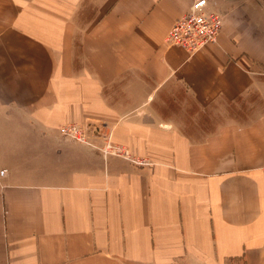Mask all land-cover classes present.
<instances>
[{
  "label": "crops",
  "instance_id": "crops-1",
  "mask_svg": "<svg viewBox=\"0 0 264 264\" xmlns=\"http://www.w3.org/2000/svg\"><path fill=\"white\" fill-rule=\"evenodd\" d=\"M190 2L0 0V264H264V0H210L194 53L164 41Z\"/></svg>",
  "mask_w": 264,
  "mask_h": 264
},
{
  "label": "built area",
  "instance_id": "built-area-1",
  "mask_svg": "<svg viewBox=\"0 0 264 264\" xmlns=\"http://www.w3.org/2000/svg\"><path fill=\"white\" fill-rule=\"evenodd\" d=\"M210 0H191L186 12L179 16L169 27L164 36L166 44L178 45L189 53L201 50L208 44L214 43L222 26L223 14L221 11L209 8ZM90 125V126H89ZM80 126L76 122H67L58 128V133L88 144L100 151L103 158L119 156L136 165H145L144 158L132 155L128 148L111 142V131L95 124ZM101 140L97 144L94 139ZM5 169L0 170L4 175Z\"/></svg>",
  "mask_w": 264,
  "mask_h": 264
},
{
  "label": "rangeland",
  "instance_id": "rangeland-1",
  "mask_svg": "<svg viewBox=\"0 0 264 264\" xmlns=\"http://www.w3.org/2000/svg\"><path fill=\"white\" fill-rule=\"evenodd\" d=\"M222 27V26H221ZM220 30H221V28H220ZM220 30H219V32H218V34H217V38H216V41L214 42V43H216L217 42V39H218V36H219V33H220ZM211 44H213V43H211ZM258 65V67L260 66L261 68L263 67L264 68V65L263 64H261L260 62L257 64ZM262 68V69H263ZM258 99H261L260 97H259V94L258 93H256V92H253V93H251L250 94V96L246 99V98H243L242 100H241V102H243L245 105H244V107H243V110H241V112H240V122H243V121H245L246 119L248 120V118L249 117H252V116H255L257 113H259V112H261V111H263L264 110V106H262L261 104H263V102H261V101H258ZM258 103V104H257ZM223 104V103H222ZM257 105V106H256ZM220 108L222 109V106H220V107H215L214 108V110H215V112H213V111H211V112H213V114H215V116H212L213 117V119H214V122L215 121H217V120H220V121H222V120H226V121H229L230 119H232L233 117H235L237 114V112L235 111V110H233V109H229V107L226 105V113H227V116L224 118V119H222V117L221 118H218V113H219V110H220ZM217 111H218V113H217ZM238 117V116H237ZM65 123H67V122H65ZM65 123H63V124H65ZM63 124H61L60 126H62ZM80 126H87V124H82V123H78ZM59 126V127H60ZM90 126V125H89ZM58 127V128H59ZM99 127V126H98ZM101 128H102V125L100 126ZM105 127H103V129H104ZM107 129V127L105 128V130ZM110 130V129H109ZM58 131V130H57ZM92 136V135H91ZM93 137V136H92ZM93 138H95V137H93ZM76 141V140H75ZM77 142H79V141H77ZM111 142L113 143V144H116V145H121V146H125V145H123V144H120V143H116V142H114L113 141V139L111 138ZM80 143H82V142H80ZM97 144H100L101 143V140H97V142H96ZM83 144H85V143H83ZM86 145H88V144H86ZM88 146H90V145H88ZM92 147V146H91ZM126 147V146H125ZM94 148V147H93ZM97 150V149H96ZM129 150V149H128ZM98 152H99V154H100V151L99 150H97ZM129 152H130V150H129ZM132 155H134V156H137V158H144L145 159V161L147 162L145 165H147V164H149V160L147 159V158H145V157H143V156H139V155H135V154H133L132 152H130ZM101 155V154H100ZM110 156V155H109ZM108 157V156H107ZM106 157V158H107ZM116 157H118V158H120L119 156H116ZM105 159V158H104Z\"/></svg>",
  "mask_w": 264,
  "mask_h": 264
}]
</instances>
